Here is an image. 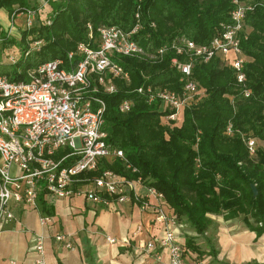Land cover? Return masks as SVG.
<instances>
[{"label": "trees", "instance_id": "obj_1", "mask_svg": "<svg viewBox=\"0 0 264 264\" xmlns=\"http://www.w3.org/2000/svg\"><path fill=\"white\" fill-rule=\"evenodd\" d=\"M33 1L0 0V9H6L11 18L16 11L33 7ZM240 1L252 5L246 16L248 37L242 42L248 58L245 87L232 67L221 59L197 61L193 79L205 90L204 94L184 109L180 125L173 120L165 123L162 118L172 111L165 109L160 100L148 103L137 89L152 85L182 90V75L171 66L175 56L171 52L158 63L120 56L118 61L130 73L131 82L117 79L116 93L101 94L106 102L107 142L112 148L123 150L137 171L132 172L118 158L113 163L101 159L99 171L91 176L109 169L129 179L141 178L145 185L162 192L178 220L189 223L198 234H205L212 225L211 215L223 213L227 219L242 215L257 236L264 233V144H258L256 154L251 155L240 134H225L231 122L246 137L264 142V0ZM234 7L232 0H61L53 5L51 25L45 23V15L40 12L32 28H22L19 39L7 37L2 41L0 61L2 50L19 45L15 65L24 72L3 75L20 80L28 70L47 61L67 59L86 40L88 23L130 30L137 13L143 29L135 39L147 51L183 35L206 44L222 23L230 21ZM38 40L43 41L40 50L26 55L30 44ZM246 89L251 91L249 96L245 95ZM124 99L134 102L127 113L119 110ZM40 200L43 207L50 205L44 193ZM46 210L50 215L51 211ZM187 246L194 247L192 239Z\"/></svg>", "mask_w": 264, "mask_h": 264}, {"label": "built area", "instance_id": "obj_2", "mask_svg": "<svg viewBox=\"0 0 264 264\" xmlns=\"http://www.w3.org/2000/svg\"><path fill=\"white\" fill-rule=\"evenodd\" d=\"M61 0H38L33 7L15 12L9 27L0 31V43L4 37H12L16 18L23 15L24 29L32 28L42 9L50 7L44 16L45 23L53 21V5ZM235 7L230 12V21L222 23L218 33L206 44H199L187 36H179L161 44L152 51L144 49L135 36L143 29L140 13L135 15V24L130 30L117 25L87 24L86 40L80 42L76 51L67 59H55L26 72L20 80L8 75L0 76V229L15 219L14 208L18 205L39 207L44 193L48 201L64 199L74 194L83 195L87 201L110 205L112 200L119 203H137L142 210L149 203L140 194L138 186H144L147 195L156 198L159 204L154 209V220L161 223L162 234L148 239L143 245L144 252L153 254L165 264H189L185 251L176 234L178 217L166 206L165 196L153 186H147L141 178L129 179L106 169L98 176L101 159L117 157L128 168L131 167L123 150L112 148L108 133L104 130L106 102L101 94H114L119 87L116 80L126 84L131 82L130 73L118 61L120 56H128L151 63H158L173 52L171 66L181 75L182 90L158 86H141L138 93L145 96L148 103L160 100L163 107L172 111L165 115L168 121H177L181 111L192 105L205 90L193 79V68L197 61L209 62L219 58L232 67L240 84L245 87V63L248 58L242 49L243 40L248 37L246 16L252 5L232 0ZM155 27V24H152ZM4 33V37L1 35ZM42 40L30 44L31 50H40ZM180 56L185 58L182 60ZM78 57V60L75 58ZM9 63L16 64L17 56H10ZM19 74L24 73L21 70ZM251 91L245 90L249 96ZM131 99H124L119 110L127 113L133 107ZM225 134H240L251 155H255L258 140L246 137L230 122ZM72 151L56 157L60 149ZM59 155V154H58ZM73 161L64 166L69 160ZM132 168V167H131ZM132 168V172H136ZM82 184L76 190L75 184ZM52 222V217L43 214L40 223ZM137 227V232L142 231ZM56 240L72 248L70 237L56 234ZM110 243L120 240L108 237ZM35 249L43 256L44 237L35 238ZM38 264H45L38 261Z\"/></svg>", "mask_w": 264, "mask_h": 264}, {"label": "crops", "instance_id": "obj_3", "mask_svg": "<svg viewBox=\"0 0 264 264\" xmlns=\"http://www.w3.org/2000/svg\"><path fill=\"white\" fill-rule=\"evenodd\" d=\"M3 19L7 21L0 23V31L10 24L8 13ZM22 22L23 25L24 18ZM20 26L15 24L13 36L20 34ZM81 185L75 184V190ZM138 190L149 203L146 210L137 203L115 200L110 205L94 203L78 194L50 200L48 207H43L41 200L38 208L16 206L15 219L0 229V264H38L41 260L45 264H165L167 253L158 261L142 249L148 239L160 236L163 231L161 223L154 220L153 207L159 201L147 195L144 186H138ZM166 206L173 211L167 202ZM46 208L51 211L52 222L43 225L40 217L46 214ZM225 215H211L212 225L205 234H198L186 221H178L176 234L186 261L189 264H264V233L257 236L242 215L230 219ZM249 222L254 224L252 218ZM139 225L143 230L137 232ZM59 232L70 237L72 248L56 240ZM38 235L44 237L43 256L35 249ZM108 237L120 243H110ZM189 239L194 247L187 246Z\"/></svg>", "mask_w": 264, "mask_h": 264}, {"label": "rangeland", "instance_id": "obj_4", "mask_svg": "<svg viewBox=\"0 0 264 264\" xmlns=\"http://www.w3.org/2000/svg\"><path fill=\"white\" fill-rule=\"evenodd\" d=\"M37 1L38 0H34L33 1V3L34 4H36L37 3ZM18 7V5H15L14 6V8L16 9ZM43 10V13H44V15L47 13V12H49L50 11V7H46V8H44V9H42ZM16 12H19V11H16ZM5 13H8L7 12V10L6 9H0V23H2V24H4V22L6 23V21L7 20H4L3 19V15L5 14ZM9 15V14H8ZM21 17V18H20ZM20 17H18V18H16V21H15V24L16 25H18V23H19V26H20V28L18 29V31H22V28H23V25H22V19H23V15H21ZM9 19H11L10 17H9ZM20 21V22H19ZM9 22V21H8ZM7 22V23H8ZM7 27H9V23H8V25L6 26V28ZM19 33H21V32H19ZM3 37L5 36L4 35V33H2L1 34ZM18 37H20V34L19 35H17ZM17 36H12V37H15V38H18ZM5 38H7L6 36L4 37V39ZM19 39V38H18ZM18 49H19V45H13V47H11L10 49H5L4 50V52H2L3 54H4V56L2 57V59H1V61L0 62H4V63H9L10 61H9V57L10 56H17L18 55ZM0 55H1V43H0ZM19 70H21V68H19L17 65H15V64H11V65H3V64H1L0 65V75H3V74H9V75H11V74H13L14 72H17V71H19ZM183 119H184V110L183 111H181V113H180V115L178 116V119H177V121H175V125H180L182 122H183ZM162 120L165 122V123H167L168 122V120L165 118V117H163L162 118ZM198 140H199V138H198ZM264 144V142L263 141H261V140H259V145H263ZM196 149H197V145H196ZM72 151V149L71 148H67V149H60L58 152H57V154H56V157L58 158L59 157V155L61 154V155H64V154H67V153H69V152H71ZM59 154V155H58ZM117 157H110V158H108L107 159V161L109 162V163H113L114 162V160L116 159ZM118 159H120V158H118ZM120 160H122V159H120ZM123 161V160H122ZM199 161V160H198ZM124 162V161H123ZM125 163V162H124ZM126 164V163H125ZM127 166V165H126Z\"/></svg>", "mask_w": 264, "mask_h": 264}, {"label": "water", "instance_id": "obj_5", "mask_svg": "<svg viewBox=\"0 0 264 264\" xmlns=\"http://www.w3.org/2000/svg\"><path fill=\"white\" fill-rule=\"evenodd\" d=\"M252 189L254 191V195H257L258 191H257V188L254 184L252 185Z\"/></svg>", "mask_w": 264, "mask_h": 264}]
</instances>
